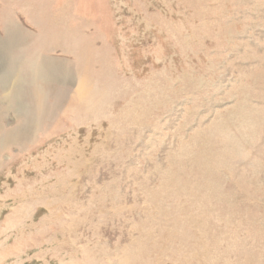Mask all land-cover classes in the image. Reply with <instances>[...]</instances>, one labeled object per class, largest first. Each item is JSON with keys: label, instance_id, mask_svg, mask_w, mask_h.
Returning <instances> with one entry per match:
<instances>
[{"label": "rangeland", "instance_id": "374dc122", "mask_svg": "<svg viewBox=\"0 0 264 264\" xmlns=\"http://www.w3.org/2000/svg\"><path fill=\"white\" fill-rule=\"evenodd\" d=\"M0 264H264V0H0Z\"/></svg>", "mask_w": 264, "mask_h": 264}]
</instances>
